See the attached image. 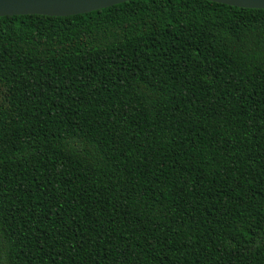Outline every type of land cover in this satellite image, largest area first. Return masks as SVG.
I'll list each match as a JSON object with an SVG mask.
<instances>
[{
	"label": "trees",
	"instance_id": "obj_1",
	"mask_svg": "<svg viewBox=\"0 0 264 264\" xmlns=\"http://www.w3.org/2000/svg\"><path fill=\"white\" fill-rule=\"evenodd\" d=\"M0 264H264V10L1 17Z\"/></svg>",
	"mask_w": 264,
	"mask_h": 264
},
{
	"label": "water",
	"instance_id": "obj_2",
	"mask_svg": "<svg viewBox=\"0 0 264 264\" xmlns=\"http://www.w3.org/2000/svg\"><path fill=\"white\" fill-rule=\"evenodd\" d=\"M133 0H0V18L12 16L70 17ZM236 8L264 10V0H206Z\"/></svg>",
	"mask_w": 264,
	"mask_h": 264
}]
</instances>
